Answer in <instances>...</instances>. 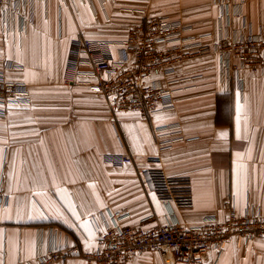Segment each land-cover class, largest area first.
Here are the masks:
<instances>
[{"label": "crops", "instance_id": "0c3cea01", "mask_svg": "<svg viewBox=\"0 0 264 264\" xmlns=\"http://www.w3.org/2000/svg\"><path fill=\"white\" fill-rule=\"evenodd\" d=\"M173 2L157 10L154 0H36L34 22L8 38L0 18V69L6 63L20 66L9 77L29 86L32 101L0 117V184L9 198L0 212V264L36 263L43 238L94 251L118 211L126 215L124 225L153 229L169 222L167 207L148 190L137 167L109 164L107 154L159 157L166 175L188 181L193 205L174 210L185 227L212 215L224 221L230 209L240 216L247 210L264 214V74L243 70L240 89L234 80L228 91L218 56L186 62L170 85L174 109L149 118L114 113L102 94L64 82L74 39L123 40L145 15L180 20L197 39L216 42L214 0ZM242 12L253 32L264 27V0H246ZM177 124L180 136H157L155 128ZM161 142L170 147L160 150ZM84 222L94 234L90 247L80 227ZM55 264L88 263L74 258ZM129 264L166 263L152 251ZM196 264H264V240L237 236L220 256L210 252Z\"/></svg>", "mask_w": 264, "mask_h": 264}, {"label": "built area", "instance_id": "2783aa9c", "mask_svg": "<svg viewBox=\"0 0 264 264\" xmlns=\"http://www.w3.org/2000/svg\"><path fill=\"white\" fill-rule=\"evenodd\" d=\"M36 0H0L2 35L8 38L23 34L34 22ZM246 0H214L219 9L218 38L206 44L190 34V27L180 20L145 15L128 29L123 40H92L78 37L72 42L65 64L64 82L68 86H84L102 94L114 113H137L149 118L174 109L170 85L180 65L216 55L220 58L221 81L230 91L243 70L264 74V27L253 32L242 12ZM237 21L241 22L238 26ZM22 68L6 63L0 69V117L12 109L31 105L29 86L9 77V72ZM176 130V131H174ZM159 138L170 132L180 136V126L155 128ZM172 134V133H171ZM179 137H176V140ZM170 145L161 142L160 150ZM104 161L114 166L134 164L149 191L168 210L169 222L153 229L141 224L124 225L121 211L110 215L98 237L94 251H84L66 240L63 243L41 239L36 263L19 260L17 264H55L81 258L88 264H129L134 257L157 252L166 264H196L207 253L221 255L224 246L235 237L245 241L264 240V214L247 210L242 216L230 209L220 221L206 216L198 226L185 227L177 219L175 209L193 205L188 181L170 177L159 168L161 159H134L132 155L107 154ZM9 204L0 184V212Z\"/></svg>", "mask_w": 264, "mask_h": 264}, {"label": "snow or ice", "instance_id": "6c2138e0", "mask_svg": "<svg viewBox=\"0 0 264 264\" xmlns=\"http://www.w3.org/2000/svg\"><path fill=\"white\" fill-rule=\"evenodd\" d=\"M236 112H237V138L239 139V112H240V106L237 103V107H236ZM222 137L226 136V133H221L220 134ZM75 214V213H74ZM77 219H79V217H77ZM80 227H82L84 229L85 232H87L88 236L85 239V244L86 247H90V243L89 241L93 238L94 234L91 231L90 225L87 222H84L83 224L80 225Z\"/></svg>", "mask_w": 264, "mask_h": 264}, {"label": "rangeland", "instance_id": "374dc122", "mask_svg": "<svg viewBox=\"0 0 264 264\" xmlns=\"http://www.w3.org/2000/svg\"><path fill=\"white\" fill-rule=\"evenodd\" d=\"M152 1L153 0H151V2ZM154 1H155L154 6L157 10H166L174 5L173 0L172 2L169 0H154Z\"/></svg>", "mask_w": 264, "mask_h": 264}]
</instances>
